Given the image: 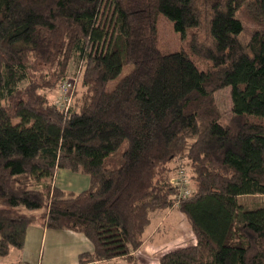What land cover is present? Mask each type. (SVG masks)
Listing matches in <instances>:
<instances>
[{"label":"trees","instance_id":"1","mask_svg":"<svg viewBox=\"0 0 264 264\" xmlns=\"http://www.w3.org/2000/svg\"><path fill=\"white\" fill-rule=\"evenodd\" d=\"M162 15L183 37L192 31L189 48L160 49ZM203 22L207 41L194 31ZM75 57L83 92L73 89L65 111L51 90ZM224 89L228 117L216 97ZM179 164L193 189L180 198ZM60 168L90 175L89 188L56 186ZM255 195L264 196V0H0V256L40 224L86 235L94 249L81 262H132L153 215L176 207L196 244L160 264H264V200L242 201Z\"/></svg>","mask_w":264,"mask_h":264},{"label":"crops","instance_id":"2","mask_svg":"<svg viewBox=\"0 0 264 264\" xmlns=\"http://www.w3.org/2000/svg\"><path fill=\"white\" fill-rule=\"evenodd\" d=\"M90 175L60 168L57 170L53 183L68 191L78 193L90 186ZM156 223L147 227L143 244L132 252L133 261L118 257L101 261V264H160V258L175 242L196 244L190 232L191 226L186 215L177 208L157 212L153 215ZM187 219V223L184 221ZM171 236V237H170ZM42 249V260L39 264H90L81 262L80 255L92 252L94 249L91 240L82 232L65 229H50L40 224L30 226L23 249L12 248L1 264H28L27 259L35 257ZM175 249V248H174ZM173 249V250H174ZM172 250V248H171ZM31 253L32 255L28 254ZM46 253L47 258H46ZM11 256V257H10ZM95 261V260H94Z\"/></svg>","mask_w":264,"mask_h":264},{"label":"rangeland","instance_id":"3","mask_svg":"<svg viewBox=\"0 0 264 264\" xmlns=\"http://www.w3.org/2000/svg\"><path fill=\"white\" fill-rule=\"evenodd\" d=\"M245 24H246L245 34H247L250 32V30H252L253 25H252V22H250V21H246ZM194 31L200 34V36L198 38L199 41H207L208 40L207 39V33H208L207 22H203L202 27L197 28ZM191 32L192 31H190L188 33L187 37H183V35L180 32H177L175 30V26L173 25V21L168 19V17L162 15L158 19V37H157L158 46L160 47V49H162L166 52H173V51L182 50L185 47L189 48V42H190L191 35H192ZM200 67L203 68V66H200ZM131 69H132V65H130V66L124 65V67H123L122 71L119 73V75L109 82L108 90H112L116 86V84L119 82V80L121 78H123L127 73H129V71ZM84 70H85V63L82 62L80 59H78V57H75V59L73 61H71L70 67L68 69L69 73L67 74V76H68V78L76 79V87L75 88H78L79 94H81L83 92V87L80 85L81 84L80 80L83 76L82 74L84 73ZM53 81L56 82L55 85L58 82L55 80V78H53ZM57 87L55 88L56 90L54 88L51 90V92H52L51 97L53 98V100H55L57 98V95H56L58 93ZM48 91H50V90H47V93H48ZM216 97L220 102V105L224 111L225 116L228 117L231 113V100H230L229 89L228 90L227 89L220 90L219 92H217ZM17 121H19L17 118L14 119V122H17ZM173 165L174 166L176 165L175 161L172 162L171 166H173ZM175 171H173V175H174ZM263 200H264L263 195L242 197V201H244L245 203H249L251 205L253 204V206L261 204ZM174 208H176V207H174ZM184 221L187 223V219H184ZM155 223H156V220L154 219L152 225H154ZM31 226H33V225H31ZM190 232L192 234L191 237H193V239H195L194 233L192 231V227L190 229ZM192 244L193 243H188V242H178V241L175 242V240H174V243L171 246L167 247V248H169V250L167 252L171 251V248L173 250L174 248L177 249V248L189 246ZM39 252L40 253H38L35 257L31 253H28V254L32 255L31 257H29L27 259V261L29 262L28 264H39L38 262L42 260V254H43L42 249H40ZM47 255L48 254L46 253V258H47ZM98 260L101 262L104 259L103 260L98 259ZM0 261L3 262L5 260H3L2 257H0Z\"/></svg>","mask_w":264,"mask_h":264},{"label":"built area","instance_id":"4","mask_svg":"<svg viewBox=\"0 0 264 264\" xmlns=\"http://www.w3.org/2000/svg\"><path fill=\"white\" fill-rule=\"evenodd\" d=\"M75 81L76 79L68 78L62 82L58 89L57 98L55 99V101L57 102L58 106L65 111H68L71 106L73 99L72 93L73 89L75 88ZM189 180L190 178L187 175L185 165L179 164L177 175L172 179L175 185L181 187V191L178 196L179 198L187 197L192 194L193 189L188 186ZM90 264H101V262L99 260H95Z\"/></svg>","mask_w":264,"mask_h":264}]
</instances>
